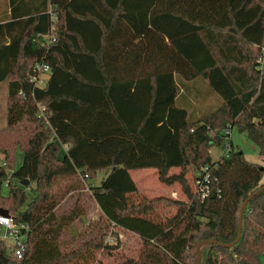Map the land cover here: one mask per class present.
I'll list each match as a JSON object with an SVG mask.
<instances>
[{
  "label": "trees",
  "instance_id": "16d2710c",
  "mask_svg": "<svg viewBox=\"0 0 264 264\" xmlns=\"http://www.w3.org/2000/svg\"><path fill=\"white\" fill-rule=\"evenodd\" d=\"M9 8L0 18V155L9 169L0 164V208L26 248L16 257L0 240V264L83 261L89 250L119 248L115 227L141 241L137 255L120 254L115 264H195L203 239L215 242L200 247V264H260L264 164L248 160L230 131L244 132L264 156V0H9ZM203 88L220 102L196 106ZM17 146L23 161L14 169ZM216 146L227 152L212 160ZM139 168H154L181 195L134 201L130 171ZM73 176L88 182L114 244L61 249V232L81 213L75 205L56 213L51 187ZM25 188L34 195L24 207ZM260 188L243 210L238 241L223 246L236 238L241 204ZM155 204L188 218L169 236L146 215Z\"/></svg>",
  "mask_w": 264,
  "mask_h": 264
},
{
  "label": "rangeland",
  "instance_id": "374dc122",
  "mask_svg": "<svg viewBox=\"0 0 264 264\" xmlns=\"http://www.w3.org/2000/svg\"><path fill=\"white\" fill-rule=\"evenodd\" d=\"M263 59L264 63V55L260 57V60ZM39 81L36 83L41 85L44 79L47 77L46 74H39ZM208 91L210 92L208 86ZM203 91H206L203 88ZM212 93V92H210ZM7 97L6 84L5 82L0 83V126H2L6 121V105L5 99ZM196 106L201 107L207 103L202 99H197L195 102ZM213 102L208 107H212ZM206 108V107H205ZM230 139L233 145L238 146V148L245 154L246 158L250 161L264 164V156L258 154V150L256 146L250 141L247 135L244 132H239L237 129H232L230 131ZM10 137L7 134H3V147L8 149V143L10 141ZM228 138H226V142ZM225 153V148L222 146H216L211 148L210 155L212 160L218 159L221 155ZM23 161V152L19 146L14 149V160H13V168H18ZM4 161V156L0 155V164L4 166L7 173L9 172L8 165ZM175 169H172V171ZM131 176L137 183V187L139 186L141 189L138 190L134 197V201H145L149 198L157 196L162 190L167 187L165 184L160 182L156 176V172L154 168H139L132 169L130 171ZM78 176L66 177L64 179H59L51 187L52 192L54 193L57 201L55 212L60 213L63 210H67L71 206H76L77 211L81 213L74 218V221L70 223L62 232L59 238L61 249L66 252L72 249H78L79 245L87 243L89 241H100L103 239L107 243L114 244V237L109 236V232H111V228L109 229L108 223L101 216L98 207L96 206L90 191V186L88 182L81 181L78 182ZM28 185V182H27ZM70 186V188H69ZM170 187V186H168ZM171 188L175 189V196L178 197L181 195L180 189L177 185L171 186ZM8 188L5 184L1 187V194L6 195ZM26 201L24 207L29 203L31 198L33 197V191L30 188H25ZM131 197V198H132ZM161 206L153 205L147 207L146 215L152 218L157 217L158 220H161L164 226L167 228L169 226H174L176 229L180 227V223L183 221L182 217L178 219V217L174 216V218H170V213L164 214L163 218H161L158 214H156V209ZM176 209V208H175ZM180 211L179 209H176ZM171 220H173L171 222ZM179 220V221H178ZM179 225V226H178ZM3 230L1 229L0 233ZM118 235L119 239V248L118 249H108V247H104L99 250H89L90 257L83 260L78 257L70 264H115L116 259L120 256V254H125L129 256L137 255L138 251L141 249V241L137 235L134 233L128 232L121 228L115 227L113 229ZM5 243H7L5 241ZM82 251L83 255H86L85 249L77 250ZM93 252V255H92ZM260 264H264V260H261Z\"/></svg>",
  "mask_w": 264,
  "mask_h": 264
},
{
  "label": "built area",
  "instance_id": "2783aa9c",
  "mask_svg": "<svg viewBox=\"0 0 264 264\" xmlns=\"http://www.w3.org/2000/svg\"><path fill=\"white\" fill-rule=\"evenodd\" d=\"M261 62V67H264L263 59L260 60ZM36 70L39 72H44L47 70L46 65H36ZM228 137H229V132ZM227 152V146L225 147V153ZM5 164V163H4ZM202 196H205L207 194V187L201 188ZM1 229L3 230L2 233H0V240L6 241V245L9 246L14 255L16 257H20L25 248V234L21 232L20 228L14 225L13 218L12 216L8 215H3L0 213V231Z\"/></svg>",
  "mask_w": 264,
  "mask_h": 264
},
{
  "label": "crops",
  "instance_id": "0c3cea01",
  "mask_svg": "<svg viewBox=\"0 0 264 264\" xmlns=\"http://www.w3.org/2000/svg\"><path fill=\"white\" fill-rule=\"evenodd\" d=\"M9 14H10V8H9V0H0V18H7L8 16H9ZM3 82H5V81H3ZM0 83H2V82H0ZM5 84H6V91H7V83L5 82ZM200 99H202V100H204V101H207V103L205 104V105H203L202 106V108L201 109H203V108H205V107H208V106H210V104L213 102V103H218V102H220V100L219 99H216V100H214L212 97H208L207 95H205V93H204V91H202L201 93H200ZM7 100V97H6V99H5V101ZM195 104V103H194ZM5 105H6V102H5ZM196 105V104H195ZM5 123H6V121H5ZM5 123L2 125V126H4L5 125ZM1 127V126H0ZM167 188L166 189H164V190H162L158 195H165V196H168V197H171V198H175L174 196V194L173 193H175V189L174 188H171V186L170 187H168V186H166ZM140 187L138 186V190L140 191ZM156 212H157V214L161 217V218H163L164 216V214H168V213H170V215H168V216H170V218H174V216H176V217H178V219L180 218V216L182 217V219H183V221L179 224L180 226L182 225V223L184 222V221H186L187 220V212H186V210H180V211H178V210H176L174 207H167V206H164V205H162V206H159L158 207V209H156ZM159 219V218H158ZM161 221V220H160ZM173 220H171V222H172ZM179 221V220H178ZM162 222V221H161ZM178 225V226H179ZM165 229H167V230H165V231H168L169 233H168V235L170 236V234L171 233H174L177 229H178V227L175 229L174 228V226L172 225V226H169L168 228H167V226L165 227ZM264 260V259H263Z\"/></svg>",
  "mask_w": 264,
  "mask_h": 264
},
{
  "label": "water",
  "instance_id": "95a60500",
  "mask_svg": "<svg viewBox=\"0 0 264 264\" xmlns=\"http://www.w3.org/2000/svg\"><path fill=\"white\" fill-rule=\"evenodd\" d=\"M27 182L28 180L27 179H24V180H21L20 181V184L21 185H27ZM264 188V187H262ZM262 188L252 192L251 194H249L247 196V198L244 200V202L241 204V207H240V210H239V215H238V231H237V235H236V238L230 242V243H227V244H222L223 246L225 247H231L232 245H234L239 237H240V232H241V219H242V213H243V210L244 208L246 207V204L248 202V200L254 195L256 194L259 190H261ZM0 213L3 214V215H8V211L6 209H3V208H0ZM209 242H215L213 240H209V239H203L201 241L198 242L197 246H196V261H195V264H200V256H201V250H200V247L205 244V243H209Z\"/></svg>",
  "mask_w": 264,
  "mask_h": 264
}]
</instances>
